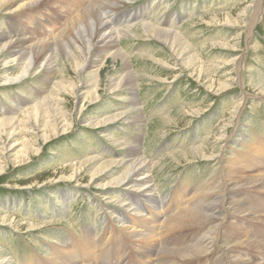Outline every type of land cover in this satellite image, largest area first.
<instances>
[{
	"label": "rangeland",
	"instance_id": "rangeland-1",
	"mask_svg": "<svg viewBox=\"0 0 264 264\" xmlns=\"http://www.w3.org/2000/svg\"><path fill=\"white\" fill-rule=\"evenodd\" d=\"M95 1L11 0L0 12L1 46L25 39L32 46L52 43L51 53H55V71L46 69L42 57L37 64L33 60L29 73L18 80L27 60L18 65L14 59L19 54L0 53V121L24 119L21 131L17 129L19 136L5 147L0 142V164L5 167L0 174V262L264 264V183L257 186L254 181L264 177V15L248 39L257 0H118L115 10L102 11L106 22L112 20L110 30L127 32L150 24L178 33L197 62L187 65L167 44L144 38L143 33L122 37L120 48L131 58L129 69L136 77L134 93L113 95L106 87L98 102L82 110L85 103L79 100L90 91L84 85L91 83L87 66L100 49L92 48L85 62L91 31L84 26L78 35L68 27ZM229 14L235 15L231 25L224 21ZM216 17L222 21L219 25H214ZM75 62L85 64L81 75ZM58 83L68 89H57ZM217 85L224 88L218 90ZM71 87L77 88L75 94ZM51 95L56 99L53 106L59 102L55 110L64 112L71 125L54 137L55 111L51 110V127L44 130L50 139L44 141L43 133L37 135L34 121L27 123L24 114ZM119 114L124 119L94 125ZM18 139H27L35 150L22 164L18 163L22 158L16 162L13 156L19 147L9 148ZM201 146L209 149L212 159L172 158ZM137 157L150 165L148 184L133 181L130 186L104 187L123 176L124 165ZM91 158L112 164L94 176L99 166L80 167ZM73 165L81 173L69 180ZM230 167L235 179L246 178L242 187L228 183ZM148 186L150 192L144 189ZM186 205L214 213L216 219L173 232L172 222ZM244 207L252 214L241 212ZM133 222L142 228H131ZM143 236L150 243H144ZM193 247H204L207 256L179 260L168 254Z\"/></svg>",
	"mask_w": 264,
	"mask_h": 264
},
{
	"label": "bare ground",
	"instance_id": "bare-ground-1",
	"mask_svg": "<svg viewBox=\"0 0 264 264\" xmlns=\"http://www.w3.org/2000/svg\"><path fill=\"white\" fill-rule=\"evenodd\" d=\"M11 0H0V12L7 6V4L10 2ZM40 1V0H37ZM35 2V1H34ZM34 2H32L34 4ZM30 3V4H32ZM37 3V2H36ZM119 5L118 0H96L95 2L91 3L86 10L80 14V16L78 18H76L73 22H71L70 24V30L75 33H77L79 35V32L82 33V30L85 29V27L89 28L90 35L89 38L93 39L94 35L95 38L92 41H88V47H87V52H85L84 54V59L85 62L89 57L90 54V50L92 48H94V51L99 50L100 49V53L97 56L96 59H92L91 60V64H89L88 70H90L88 72V76L91 77V83L85 84L84 87L87 89H90L89 92H84L83 93V97H80L79 102H83L85 103L84 106L82 107V110H84L86 104H90V103H96L99 101V99L102 97V95L104 94V91L107 88H109L112 92H110L113 95H117L118 93H120L121 91H129L131 90L134 93V89L136 88V77L135 74L130 71L129 69V65L128 62L130 61L129 56L126 55L122 48H120V39H122V37L125 36H133V37H140L141 33H143L142 35L144 36V38L150 37V38H154L157 40H160L162 42H164L165 44H167L170 49L173 51V53L179 57L183 62H187V65L189 64V66H195L196 61V57L191 53V48L187 45V43L183 40V38L181 36H179L178 33L175 32H171V31H166L163 29H159L157 27H154L150 24H146V25H140V26H136L134 27V29H130L127 32H119V31H112L109 29V23H111V21L106 22L104 20L103 17V10L104 9H114L116 8V6ZM108 11V10H106ZM9 13V12H7ZM6 13V14H7ZM15 13V12H14ZM245 13V11H244ZM247 13V12H246ZM264 15V0H257L254 4V8L253 11L251 13V16L253 18V21L251 23V29L249 28L248 32V39L250 40L253 36V29L254 26L260 21V19L262 18V16ZM106 17V16H105ZM242 17V16H241ZM235 19V15H226V17H224V21L225 24H232L234 22ZM214 25H219V23H221L222 21L219 19V17L214 18ZM235 24H238V21H235ZM69 26V25H68ZM112 26V25H111ZM113 29V28H112ZM67 30V29H66ZM85 31V30H83ZM85 33V32H83ZM87 33V32H86ZM13 37V36H11ZM146 37V38H147ZM64 38V37H63ZM15 39V38H14ZM134 39V38H133ZM247 39V40H248ZM13 40V39H12ZM51 44V45H49ZM164 44V45H165ZM3 46H1V52L6 51V52H16L15 54H19L20 57L18 59H14V62L18 61V65L22 64L24 60H27L26 62V66L24 68V71L22 72V74L16 79H21V76H24L26 74L29 73L31 67L33 66V60L34 62L37 64L40 59L42 57H45V61L47 64V70L50 71V69H52V65L54 64V55L55 53H51L52 49V43H43L39 46H32L29 45V41H26L25 39H16L15 41H10V42H6L4 44H2ZM46 45V46H45ZM100 45L101 48L99 47ZM249 46V45H248ZM55 50V49H54ZM94 54V52H93ZM18 55V56H19ZM243 55V54H242ZM17 56V57H18ZM93 56V55H92ZM91 56V57H92ZM102 57V58H101ZM176 58V57H175ZM44 64V63H43ZM76 68H77V72L81 75L83 70H84V66L85 64H79L78 62L76 63ZM199 64V63H198ZM237 64V68L240 70L242 68V61H240V59L238 60ZM197 65V64H196ZM203 66V65H202ZM205 67V66H204ZM202 67V68H204ZM200 68V66H199ZM61 69V68H60ZM189 69V68H188ZM192 69V68H191ZM53 71H55L54 69H52ZM51 70V71H52ZM194 70V69H193ZM205 71V70H204ZM199 72V71H198ZM202 72V71H201ZM207 71H205L206 73ZM4 73V72H3ZM195 73V72H193ZM208 73V72H207ZM62 74V73H61ZM65 74V73H64ZM202 74V73H201ZM209 74V73H208ZM239 74V73H238ZM4 75V74H3ZM50 75V74H49ZM194 75V74H193ZM229 75V73H228ZM5 76V75H4ZM55 76V75H54ZM242 76V75H241ZM0 77L2 78L3 76L0 75ZM207 77V75H206ZM204 79V78H203ZM212 80V79H211ZM243 80V79H242ZM241 80V81H242ZM20 81V80H19ZM205 81V80H203ZM228 81V80H227ZM226 81V82H227ZM241 81L239 82V84L241 85ZM62 82V81H61ZM225 82V83H226ZM211 83V81H210ZM208 84V83H206ZM215 84L213 83L210 87L213 89ZM232 85V84H231ZM239 85V86H240ZM219 86V85H217ZM67 85L64 84H60L58 83L57 85V89L59 90H66ZM70 87V86H69ZM82 87V88H84ZM220 88L218 90L223 89V85L219 86ZM262 87V86H261ZM260 87V88H261ZM73 90V94H75V91L77 88L75 87H71ZM211 89V90H212ZM243 89V88H242ZM215 90V89H214ZM264 90V89H263ZM83 91V90H81ZM259 91V90H258ZM262 91V90H260ZM219 92V91H218ZM263 92V91H262ZM131 94V93H130ZM245 96L247 97V95L244 92ZM260 94L262 95V93L260 92ZM251 95V94H250ZM252 96V95H251ZM257 96V93H256ZM58 101H60L59 99H57ZM53 101H56V99H54V97L51 95L50 97H48L44 102L40 103L39 105H36L33 109L29 110L28 112H26L24 114V117L27 118V123H30V121H34L35 128L34 130L36 131L37 135L39 133H43V138L44 141H48L50 138V136L48 135V132L46 133L44 130L47 129L48 126L51 127V119L49 118V115L51 116V114H49L51 112V110L55 111V114L53 115L55 117V123L53 124V128L54 130H52L51 128V133L54 131V137L59 135V132L61 130H63V134L65 132H67L69 126L71 124H69L68 122V117L64 114V112H59L55 110V106H58V103L55 102L56 105L53 106ZM135 104V103H134ZM83 112L81 111V114ZM182 113V112H181ZM232 114V113H231ZM124 114H119V115H115L106 119H102L100 121H97L96 124H94L93 122H91V124H89V126L91 125H95L97 127L100 126H105L108 125L110 123L116 122L117 119L121 118L124 119L123 116ZM123 116V117H122ZM171 117V116H170ZM15 118V117H14ZM14 118L11 117V119H7V120H2L0 121V142L4 141V143L1 142L2 145H4V147L7 145H9V143H7L8 141H10L11 139H13L16 136H19L20 132L17 129H21V123L24 121V119L22 120H18L16 119V121H14ZM43 120L44 123L43 125L39 124V120ZM167 119V118H166ZM169 119V118H168ZM175 119V118H174ZM164 119H162L163 121ZM91 121V120H90ZM94 121V120H93ZM86 122V121H85ZM89 123V122H88ZM170 123V121H169ZM173 124V123H171ZM56 125V126H55ZM33 128V127H32ZM60 129V130H59ZM21 131V130H20ZM220 137V136H219ZM218 140V139H217ZM17 144L12 145L10 148V150L19 147V149L15 152V154L13 155L15 158V161L18 162L19 159H21V163L24 162L25 160H27L29 158V152L30 151H35L34 150V146L30 143V141H27V139L25 140H20L18 139ZM219 143V141L217 142ZM43 145V144H42ZM215 146V145H214ZM33 147V149H32ZM207 147V146H206ZM217 147V146H216ZM2 147H0V151H2ZM208 148V147H207ZM37 150V149H36ZM209 150V149H208ZM208 150L205 148V146H201L200 148L194 149L192 151L186 152V153H176L175 155L172 156V158L178 160L180 158L179 155H183L182 157L185 159H190L194 156H199L200 158H204V159H212V157L208 156ZM214 152V151H213ZM38 153V152H37ZM141 153V152H139ZM12 156V155H11ZM264 158V156H263ZM193 159V158H192ZM220 160V159H219ZM264 160V159H263ZM29 161V160H28ZM27 162V161H26ZM116 164V162H113V164ZM112 164L111 162H103L101 163L97 158H91L89 160H87L86 162L81 163V166H85V165H90V166H99L98 167V172L94 173V176H97L99 173H102L104 171H106L109 167V165ZM122 164V163H121ZM5 165V164H4ZM78 165H73L71 166V169L73 170V173L69 176L70 179L69 180H74L75 178H77L79 172H80V168L77 167ZM113 167V166H111ZM124 167H126V173L119 177L113 184H108L104 187H108V188H116L119 187L121 185H128L130 186L131 184H133V181H138L140 183L143 184H148V182H150L151 180V174H150V165L146 163V161H144L143 158H136L134 159L132 162L127 163L126 165H124ZM89 168V166H88ZM82 169V168H81ZM92 169V168H91ZM113 169V168H112ZM224 169V168H223ZM5 170V167L2 165V162L0 164V174L3 173ZM68 170L63 169L64 173L65 171ZM230 171L229 177H231V179L229 178L228 183L232 184V185H237L238 187L241 186L242 182H245L246 178L237 180L235 179L233 176L234 170L230 167L228 169ZM71 171V170H70ZM112 172V171H109ZM81 173V172H80ZM227 173V172H226ZM109 174V173H108ZM110 175V174H109ZM111 177V176H109ZM261 177V176H260ZM66 178V177H64ZM95 179V177H92ZM252 178H250L251 180ZM254 179V178H253ZM81 180V179H80ZM249 180V181H250ZM82 181V180H81ZM96 181V180H95ZM247 181V180H246ZM255 184L258 186L260 185L259 183L263 182L264 183V177H261L259 179H255ZM214 182V181H213ZM252 182V181H251ZM211 183V182H210ZM223 183V182H222ZM246 183V182H245ZM96 184V183H95ZM139 184V183H138ZM221 184V183H220ZM225 184V183H224ZM249 184V183H248ZM100 185V184H98ZM212 185V184H211ZM218 185V184H217ZM222 185V184H221ZM226 185V184H225ZM224 185V186H225ZM243 185V184H242ZM245 185V184H244ZM147 186V185H146ZM151 186V185H150ZM145 187L144 189H150L151 187ZM220 186V185H219ZM251 186V184H250ZM96 187V186H95ZM135 187V186H133ZM132 187V188H133ZM142 187V186H141ZM141 187H137V189H141ZM221 187V186H220ZM242 187V186H241ZM136 188V187H135ZM213 188H216L213 186ZM245 188V187H244ZM259 188V187H258ZM102 189V188H101ZM143 189V190H144ZM155 189V188H154ZM250 189V188H249ZM152 189L149 190V192ZM217 190V188H216ZM212 191V190H211ZM217 192V191H215ZM218 193V192H217ZM226 193V192H225ZM210 196V195H208ZM217 196V195H216ZM203 197V196H202ZM212 198V197H211ZM177 199V198H176ZM189 199V198H187ZM219 200V199H218ZM186 201V200H185ZM200 201V200H199ZM198 201V202H199ZM222 200H219V202H221ZM224 201V200H223ZM222 201V203H224ZM183 202V200H182ZM188 202V201H187ZM197 202V203H198ZM207 202V201H206ZM218 204H222L219 203ZM240 202V201H238ZM185 203V202H184ZM200 203V202H199ZM179 204V203H178ZM177 204V205H178ZM181 204V203H180ZM206 204V203H204ZM212 204V203H211ZM215 204V203H213ZM238 205H240L239 203H237ZM201 205V204H200ZM209 205V204H208ZM238 205L236 207H238ZM243 205V203H242ZM241 205V206H242ZM152 206V205H151ZM219 206V205H218ZM228 206V205H227ZM184 207V206H183ZM187 207V205H186ZM150 208V207H149ZM185 208V207H184ZM219 208V207H218ZM241 208V207H240ZM249 208V207H248ZM148 209V208H147ZM205 209V208H204ZM220 210L222 209L221 206L219 208ZM224 209V208H223ZM151 210V209H150ZM174 210V209H173ZM178 210V209H176ZM203 210V209H202ZM207 210V209H206ZM210 210V209H209ZM214 210V209H213ZM238 210V208H237ZM252 210V209H250ZM247 208H243L241 212L245 213V214H250L251 211ZM204 211V210H203ZM201 211V207L200 210L197 208H190L187 207L186 209H183V211L181 213H179L176 218L173 220L172 224L174 225L175 231L173 232H177L176 230L179 228H188L191 226H197V225H201L202 223L205 222H209V220H213L216 219L213 214H208L207 212H203ZM222 211V210H221ZM225 211V209H224ZM236 211V210H234ZM211 212V211H210ZM256 212V211H255ZM152 213V212H150ZM219 214V213H216ZM222 214V213H221ZM228 214V213H227ZM252 214V213H251ZM142 216V215H141ZM214 216V217H213ZM237 216V215H236ZM163 217V216H162ZM233 217V216H232ZM231 217V218H232ZM170 218V217H169ZM221 219V218H219ZM150 220V219H149ZM161 220V219H160ZM4 222L8 221V218H5L3 220ZM166 221V220H165ZM169 221V220H168ZM172 221V220H171ZM132 222V221H131ZM135 222L138 223V221L136 220ZM211 222V221H210ZM17 223V222H16ZM134 222L132 223L133 226H130L131 228L134 229H139L142 228V225H139ZM165 223V222H164ZM168 223V222H167ZM224 223V222H223ZM11 225V224H10ZM153 225V224H152ZM156 225V224H155ZM159 225V223L157 224ZM167 225V224H166ZM205 225V224H204ZM213 225H214V221H213ZM217 225V224H216ZM221 225V224H220ZM14 226V225H13ZM29 226V225H28ZM144 226V225H143ZM147 226V225H146ZM18 227V226H17ZM32 228L34 226H31ZM169 227H171L169 225ZM168 227V228H169ZM203 227V226H202ZM201 227V228H202ZM211 227V224H210ZM216 227L219 228V226L217 225ZM215 227V228H216ZM196 228V227H195ZM158 229V228H157ZM165 229V228H164ZM131 230V229H130ZM133 230V229H132ZM148 230V228H147ZM167 230V229H166ZM185 230V229H184ZM204 230V229H203ZM208 230V229H207ZM214 230V229H213ZM212 230V231H213ZM216 230V229H215ZM164 231V230H163ZM200 231V230H199ZM142 232V231H141ZM208 232V231H207ZM215 232V231H214ZM132 233V232H131ZM146 233V232H145ZM150 233V232H148ZM169 233V232H168ZM211 233V232H210ZM217 233V230L215 232V234ZM141 234V233H140ZM214 234V235H215ZM146 235V234H145ZM154 235V234H153ZM212 235V234H211ZM132 236V235H131ZM135 236V235H134ZM210 236V235H208ZM138 237V236H137ZM136 237V238H137ZM163 237V236H162ZM205 237V236H204ZM145 238V236H143V239ZM199 238V237H198ZM208 238V237H207ZM142 239V237H141ZM174 239V238H173ZM211 239V238H210ZM214 239V238H213ZM149 239H144V243L145 241ZM207 240V239H206ZM215 240V239H214ZM234 240V239H233ZM135 241V240H134ZM138 241V240H137ZM151 241V240H150ZM150 241L148 243H150ZM208 241V240H207ZM167 242V241H164ZM204 244V243H202ZM208 245V244H207ZM220 245V244H219ZM247 245V244H246ZM203 246V245H202ZM214 246V245H213ZM240 246V245H239ZM244 246V245H243ZM197 247V246H196ZM139 248V247H138ZM194 249H188L185 248L186 251L182 250V251H177V250H173V252L168 253L171 256H174L175 258L179 259V260H184V259H190L193 257H199L202 256L204 254H206L207 250L204 248L200 249L199 248H195ZM211 248V246H210ZM209 248V249H210ZM213 248V247H212ZM254 248V247H253ZM167 250V249H166ZM170 250V249H169ZM169 250L167 252H169ZM181 250V249H180ZM212 250V249H211ZM214 252L216 251L215 249H213ZM165 252V251H164ZM213 252V253H214ZM218 252V251H217ZM166 253V252H165ZM164 253V254H165ZM216 253V252H215ZM214 253V254H215ZM167 255V254H166ZM168 255V256H169ZM95 256V255H94ZM207 256V254H206ZM209 256V255H208ZM203 257V256H202ZM164 258V257H162ZM74 259V258H73ZM72 259V260H73ZM0 260H1V256H0ZM85 262H87V259H84ZM170 260V259H169ZM3 261V259H2ZM0 262V264H4L3 262ZM96 261V259H95ZM94 261L93 264H96ZM73 262H75L76 264L78 263L77 261L73 260ZM83 262V258L80 259V263ZM84 262V263H85ZM172 262V261H171ZM175 262V261H174ZM227 262V261H226ZM83 263V264H84ZM97 263H100V261H97ZM152 263V262H151ZM7 264V263H5ZM57 264V263H56ZM91 264V263H89ZM169 264V263H168ZM226 264V263H225ZM239 264V263H238Z\"/></svg>",
	"mask_w": 264,
	"mask_h": 264
}]
</instances>
